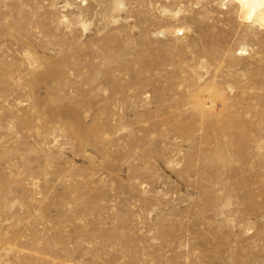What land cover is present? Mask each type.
Wrapping results in <instances>:
<instances>
[{
  "label": "rangeland",
  "instance_id": "rangeland-1",
  "mask_svg": "<svg viewBox=\"0 0 264 264\" xmlns=\"http://www.w3.org/2000/svg\"><path fill=\"white\" fill-rule=\"evenodd\" d=\"M257 13L0 0V264H264Z\"/></svg>",
  "mask_w": 264,
  "mask_h": 264
},
{
  "label": "bare ground",
  "instance_id": "bare-ground-1",
  "mask_svg": "<svg viewBox=\"0 0 264 264\" xmlns=\"http://www.w3.org/2000/svg\"><path fill=\"white\" fill-rule=\"evenodd\" d=\"M241 7V18L251 19L257 10L264 8V0H236ZM257 22L264 23V13H257L255 16Z\"/></svg>",
  "mask_w": 264,
  "mask_h": 264
}]
</instances>
